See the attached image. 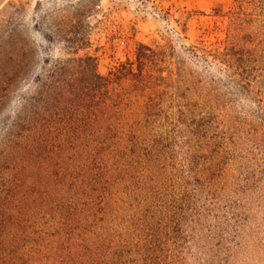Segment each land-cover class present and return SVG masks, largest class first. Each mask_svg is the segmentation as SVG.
Returning a JSON list of instances; mask_svg holds the SVG:
<instances>
[{"label": "trees", "instance_id": "obj_1", "mask_svg": "<svg viewBox=\"0 0 264 264\" xmlns=\"http://www.w3.org/2000/svg\"><path fill=\"white\" fill-rule=\"evenodd\" d=\"M242 8L253 11L249 22L216 13L229 21L224 50L211 61L241 68L243 52L259 55L264 0H233L232 9ZM88 13L75 9L53 21L43 37L58 41L64 55L42 59L26 25L12 16L0 19V108L15 97L0 132V264L172 262L163 254V230L169 216L183 210L178 200L176 208L153 210L136 239L118 241L91 230L89 208L120 178L140 173L150 179L160 172L157 159L169 147L153 132L155 115L195 121L190 128L198 129L213 114L212 95L181 67L170 43H137L134 60L101 74L94 55L79 54L90 45ZM192 157L188 153L189 174L203 173ZM187 177L177 176V186Z\"/></svg>", "mask_w": 264, "mask_h": 264}, {"label": "rangeland", "instance_id": "obj_2", "mask_svg": "<svg viewBox=\"0 0 264 264\" xmlns=\"http://www.w3.org/2000/svg\"><path fill=\"white\" fill-rule=\"evenodd\" d=\"M232 8L233 0H0V19L12 16L26 25L38 59L64 55L58 41L43 37L53 21L88 9L90 45L79 54L94 55L101 74L134 60L137 43H170L181 67L210 91L215 109L198 129L190 128L195 121L154 116L153 132L169 147L157 159L159 173L120 178L89 208L95 220L91 230L118 241L136 239L153 210L173 209L178 200L183 210L169 216L163 230V254L170 264H264V31L255 38L259 55L251 57L253 44L246 45L243 67L211 61L226 43L229 20L216 14L219 9L246 22L254 17L250 9ZM14 103L13 96L0 108V132ZM188 153L203 173L189 174ZM179 175L188 177L177 186Z\"/></svg>", "mask_w": 264, "mask_h": 264}]
</instances>
